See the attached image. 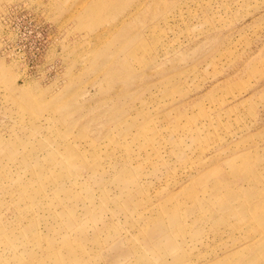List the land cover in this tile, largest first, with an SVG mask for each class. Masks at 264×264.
Returning a JSON list of instances; mask_svg holds the SVG:
<instances>
[{
	"label": "rangeland",
	"instance_id": "1",
	"mask_svg": "<svg viewBox=\"0 0 264 264\" xmlns=\"http://www.w3.org/2000/svg\"><path fill=\"white\" fill-rule=\"evenodd\" d=\"M0 264H264V0H0Z\"/></svg>",
	"mask_w": 264,
	"mask_h": 264
}]
</instances>
